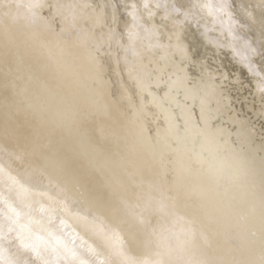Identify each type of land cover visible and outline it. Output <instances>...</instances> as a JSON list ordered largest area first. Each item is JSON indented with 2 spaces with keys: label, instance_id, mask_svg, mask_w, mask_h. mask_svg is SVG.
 I'll list each match as a JSON object with an SVG mask.
<instances>
[{
  "label": "bare ground",
  "instance_id": "bare-ground-1",
  "mask_svg": "<svg viewBox=\"0 0 264 264\" xmlns=\"http://www.w3.org/2000/svg\"><path fill=\"white\" fill-rule=\"evenodd\" d=\"M238 1L0 0V264H264V0ZM179 112L242 186L172 148Z\"/></svg>",
  "mask_w": 264,
  "mask_h": 264
},
{
  "label": "water",
  "instance_id": "water-1",
  "mask_svg": "<svg viewBox=\"0 0 264 264\" xmlns=\"http://www.w3.org/2000/svg\"><path fill=\"white\" fill-rule=\"evenodd\" d=\"M178 115H180L179 117L183 118L184 123H186L188 126L187 129L181 130L180 134L178 135L180 145L176 140H172L174 142V144H171L172 148L178 149L180 147L179 150L185 153V151L190 150L189 146L193 147L200 165L204 164V167L207 166L209 170L210 168L213 169L214 173L216 172L215 174L218 175V179L219 177L221 178L219 183L227 181L233 184L235 181H237V185L239 186L240 184L242 186L243 170L241 167L236 164L234 169H232L231 165H229L223 158L225 153L228 152V147L225 146V144L216 147L215 140H212V142L208 143V133L206 130H197L194 132L192 130L193 125L189 121L188 116L185 113L182 115L180 112ZM171 120L173 121V119ZM175 127L177 128L176 124Z\"/></svg>",
  "mask_w": 264,
  "mask_h": 264
},
{
  "label": "rangeland",
  "instance_id": "rangeland-1",
  "mask_svg": "<svg viewBox=\"0 0 264 264\" xmlns=\"http://www.w3.org/2000/svg\"><path fill=\"white\" fill-rule=\"evenodd\" d=\"M183 1H186V0H183ZM231 1V3H232V5L233 6H231L230 5V8H233V9H231V10H235V11H238L239 12V10H240V8H241V2L240 1H238V0H230ZM239 3V4H238ZM118 6L120 7V9H119V15H118V20L120 19V18H123V17H125L126 16V11L124 10V8L122 7V5H120V4H118ZM240 18V17H239ZM241 19V23L243 24V28L241 29L243 32H245V33H248L247 31L248 30H244L245 28H244V26H246L247 27V23H248V25H249V22L248 21H244V19L243 18H240ZM261 19L264 21V17H261ZM195 42V44H197V42L196 41H194ZM194 42H193V44H194ZM200 48H198V50H199ZM204 51H205V49H203ZM200 54V53H199ZM224 55H226L227 56V54L226 53H224ZM211 60V59H210ZM209 60V65H210V67H213V61H210ZM225 61V60H224ZM226 66H228V64L226 63ZM220 68V67H219ZM228 69H229V67H227ZM234 68H235V66L234 65H232L231 66V70L229 71V73L230 74H234L235 73V71H234ZM244 77H243V79L245 78V81L244 82H249L248 80H250L248 77H247V75H243ZM247 78V79H246ZM250 89H249V87L247 86V88L245 89V92H244V94H247V92L249 91ZM249 94V93H248ZM247 94V95H248ZM257 122V121H256ZM258 123V122H257ZM123 240H125V239H123Z\"/></svg>",
  "mask_w": 264,
  "mask_h": 264
}]
</instances>
